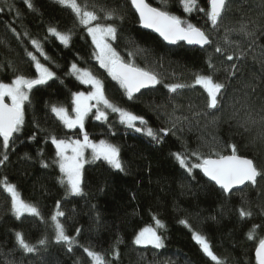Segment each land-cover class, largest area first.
<instances>
[{
	"label": "trees",
	"instance_id": "trees-1",
	"mask_svg": "<svg viewBox=\"0 0 264 264\" xmlns=\"http://www.w3.org/2000/svg\"><path fill=\"white\" fill-rule=\"evenodd\" d=\"M30 2L32 9L25 0H0V82H11L18 74L37 76L28 52L36 55L55 76L32 89L30 103L25 105L22 132L17 134L14 150H9V160L0 166V264H93L84 248L103 254L108 264H215L193 239L194 232L206 237L224 264H255L253 251L258 238H264V180L258 178L256 187L247 184L225 194L199 169L193 168L189 174L172 154L184 153L188 163L193 164L198 162L191 156L193 151L208 156L215 148L221 155H229L228 146L235 144L239 155L252 158L258 168L264 169V64L261 63L264 0H228V10L216 31L211 30L204 13H184L179 0H169V12L209 32L214 45L205 48L181 42L165 44L157 35L139 27L129 0H78L100 16L104 15L102 9H115L122 15L123 20L102 21L114 22L118 29V38L111 41L113 47L124 60L152 71L161 81L134 95L133 100L99 66L86 27L79 24L69 8L57 0ZM147 2L161 7L158 0ZM199 6L206 11L209 8L207 0H199ZM241 23L248 24L255 37L233 32L229 39L235 43L225 44V30L238 28ZM49 27H56L62 33L71 30L69 44L65 46L50 34ZM33 39L40 43L44 55L32 45ZM215 44L224 47L226 54L215 53ZM238 47L247 55L241 60L234 57L228 61L226 55ZM210 56L220 69L215 80L227 87L220 110L205 115L211 110L205 108L206 93L200 86L171 93L165 85L191 84L194 74L209 73ZM73 63L88 69L103 82L105 95L111 102L144 117L153 130L171 127L169 114L175 105H179L175 116L182 119L167 135L160 133L162 142L156 143L144 133L121 124L116 113L109 111L107 122L97 121L89 113L84 131L91 139L118 145L126 173L102 161L86 163L82 177L84 194L65 198V188L59 180L62 174L53 163L56 149L48 136L80 138L82 133L79 128L64 127L49 105H63L71 115L72 94L89 89V85L72 74ZM233 63L240 71L229 77L227 69ZM196 112L202 114L196 116ZM34 134L35 139H30ZM211 158H217L214 151ZM42 160L49 167H42ZM5 178L16 186L22 200L37 206L43 219L32 214L16 217L11 197L3 188ZM57 201L65 212L59 219L66 234L76 241L71 251L68 245L55 240L50 217L56 212ZM241 207L250 210L252 216L241 218ZM153 217L164 225L157 228L164 247L135 245L134 237L142 227H156ZM181 220L188 224H181ZM253 226H258L256 238L248 240L247 234ZM17 232L36 245L37 251L28 253L20 248ZM45 238L47 244L40 245L38 241ZM114 252H118V257Z\"/></svg>",
	"mask_w": 264,
	"mask_h": 264
},
{
	"label": "snow or ice",
	"instance_id": "snow-or-ice-1",
	"mask_svg": "<svg viewBox=\"0 0 264 264\" xmlns=\"http://www.w3.org/2000/svg\"><path fill=\"white\" fill-rule=\"evenodd\" d=\"M25 2L30 9L33 8L30 0H25ZM57 2L61 6L69 8L79 24L86 27L88 34L92 38V43L95 45L94 56L99 66L105 69L113 80L118 82L129 100H133L135 98L134 94L140 92L141 89L161 83L155 73L135 65L131 61L124 60L116 48L113 47L110 41H115L118 38V29L114 22L104 23L102 21L123 20V16L119 15L115 9H102L104 15L100 16L95 11L88 10L87 4L82 6L78 0H57ZM207 2L209 8L206 11L205 8L199 6V0H179L184 13L191 14L194 11L204 13L207 17V22L211 25V30L216 31L221 27L223 14L228 10V0H207ZM130 3L131 7L138 13L142 26L153 29L165 41L173 44L177 41H186L189 45H199L201 48L214 45V41L208 31L194 25L187 19H183L181 16L169 12L167 10L169 0H158L161 7H154L147 0H130ZM94 21L96 22L95 24H93ZM225 31L224 43L228 45L235 43L229 39V34L233 32L243 34L246 37H255L256 35L255 31L250 30L246 23H241L238 28H230ZM48 32L65 46L71 40V30L62 33L56 27H49ZM251 42L254 43V39ZM31 43L41 55H44L43 49L37 40L33 39ZM214 51L225 55L227 50L221 45L215 44ZM27 55L34 62L38 75L35 78H30L23 74H18L15 75L11 82H0V166H4L9 160V150H14L18 139L17 134L22 132L25 124V105L26 102L30 103L32 89L37 85L46 84L55 76V73L42 64L32 52H28ZM129 55L131 56L133 53H129ZM246 55L247 52L238 47L234 52L227 54L226 59L233 61L235 57L236 60H241ZM45 59H48V57L45 56ZM261 63L264 64V60H261ZM208 68L210 71L207 74H194L193 83L191 84L172 83L165 85L171 93H177L180 89L200 86L206 93L205 108L211 110L204 113L205 115L214 114L215 111L220 110L224 90L227 87L225 83L215 80V73L220 69L213 63L211 56L209 57ZM239 71L240 67L235 63L227 69L229 77H235ZM71 72L81 83L90 85L92 91L72 94L71 104L74 115H70L68 109L63 105H49L51 113L55 115L64 127L70 130L79 128L83 135L82 139H64L52 134L48 136L56 149V159L53 160V163L58 165L62 174L59 180L62 187L65 188V198L84 194L82 177L86 163L102 161L107 163L110 168L126 173V166L121 158L120 147L106 140L92 141L88 133L84 131L85 118L88 117L89 113L94 115L95 120L107 122L109 118L107 110H110L111 113L118 114L121 124L138 133H144L156 143L162 142L160 133L167 135L176 128V125L182 119L175 116V110L179 107V105H175L172 113L169 114L171 127L153 130L147 126V121L144 117L111 102L105 95L103 82L93 75L91 71L79 68L76 63H73ZM6 98L10 100V103L5 102ZM93 101L95 103H92ZM93 110L95 111L93 112ZM201 114L200 112L195 113L196 116ZM183 119H187V117H183ZM212 123H215V120ZM30 139H35V134ZM228 147L231 149V154L229 155H221L215 148L210 150L208 156H203V154L193 151L191 156L196 157L198 161L193 164L188 163V156L184 153H173L172 155L189 174H191L193 168L202 170L203 174L210 181L215 182L225 194H230L234 189L246 184H250L253 187L258 186V178L259 180H264V169L258 168L252 158L239 155L235 144H230ZM88 150H90V159L85 156ZM213 151L217 156L215 159L211 158V152ZM38 154L43 156L42 152ZM25 155L27 156V153ZM41 166L47 168L49 164L42 160ZM3 188L4 191L10 194L11 207L17 218L27 212L43 219L37 206L22 200L16 190V186L9 183L6 178L3 181ZM244 202L247 203L246 200ZM60 208V201H57L56 212L51 215L50 221L55 232L56 242L68 245V250L71 251L72 245L76 241L74 237L66 234L65 226L59 219L65 216V212L60 210ZM239 215L241 218L251 217L252 212L241 207ZM153 219L156 227L148 226L142 228L134 237L133 243L135 245H151L156 249L164 247L162 235L157 232V228H163L164 225L158 218L153 217ZM180 223L188 224L186 220H181ZM257 227L253 226V230L248 232V240L256 238L255 229ZM79 231L77 229V235ZM15 235L17 244L24 251L28 253L37 251L36 245L27 242L22 233L17 232ZM193 239L215 264H224V261L214 254L204 235L194 232ZM38 243L46 245L47 239H41ZM84 252L91 258L93 264H108L103 254L92 251L89 248H84ZM114 254L118 257V252H114ZM255 264H264V238H258V243L255 247Z\"/></svg>",
	"mask_w": 264,
	"mask_h": 264
},
{
	"label": "water",
	"instance_id": "water-1",
	"mask_svg": "<svg viewBox=\"0 0 264 264\" xmlns=\"http://www.w3.org/2000/svg\"><path fill=\"white\" fill-rule=\"evenodd\" d=\"M129 2H130V0H129ZM130 5H131V3H130ZM209 6V5H208ZM133 10H134V8H133ZM134 12H135V10H134ZM135 14H136V16H137V19H138V24H139V27L140 28H142V29H144V30H147V31H149V32H151V33H153V34H155V35H157L165 44H167V45H174L173 43H169L168 41H165L164 39H163V37H161L160 35H159V33H157V32H155L153 29H150V28H145V27H143L142 26V24L140 23V21H139V15H138V13H136L135 12ZM177 42H181V43H183V44H185L186 46H192V47H197V48H201L199 45H189L186 41H177ZM176 42V43H177ZM175 43V44H176ZM148 88H150V87H148ZM148 88H143V89H141L140 91H142V90H146V89H148ZM139 93V92H138ZM138 93H135L134 95H137ZM5 102H7V100L5 101ZM8 103V102H7ZM138 133V132H137ZM213 159H215V158H213ZM199 171L201 172V174L205 177V178H207L208 180H209V178L208 177H206L204 174H203V172H202V170H200L199 169ZM210 181V180H209ZM213 184H215V182H213V181H211ZM216 185V184H215ZM247 185V184H246ZM218 188H219V186L218 185H216ZM245 185H243V186H239L238 188H236V189H234V190H237V189H241V188H243ZM253 256H254V259H255V249H254V251H253Z\"/></svg>",
	"mask_w": 264,
	"mask_h": 264
},
{
	"label": "rangeland",
	"instance_id": "rangeland-1",
	"mask_svg": "<svg viewBox=\"0 0 264 264\" xmlns=\"http://www.w3.org/2000/svg\"><path fill=\"white\" fill-rule=\"evenodd\" d=\"M94 24V23H93ZM91 37V36H90ZM92 39V38H91ZM111 42V41H110ZM94 47H95V45H94ZM99 64V63H98ZM103 69V68H102ZM103 70H105V69H103ZM106 71V70H105ZM107 72V71H106ZM38 75V74H37ZM76 77V76H75ZM89 89L87 90V91H85V92H89V91H92V88H91V86L89 85V87H88ZM80 92H82V91H80ZM6 100H7V102L8 103H10V100H8L7 98H6ZM92 103H95V101H93ZM101 107H102V105H101ZM93 111H95V110H93ZM108 112L110 111V110H107ZM71 115H74V113H72ZM86 119V118H85ZM83 138V135H82V137H80L79 139H82ZM90 138V137H89ZM64 139H77V138H64ZM90 140H92V141H95V142H99L100 140H104V139H99V140H94V139H91L90 138ZM85 156H86V158H88V159H90V150H88V151H86V153H85ZM9 196H10V194H9ZM23 214H29V213H27V212H25V213H23ZM144 227H148V226H144ZM144 227H142V228H144ZM151 227H153V226H151ZM141 228V229H142ZM140 229V230H141ZM139 230V231H140ZM138 231V232H139ZM137 232V233H138ZM137 246H139V245H137ZM148 246H151V245H148ZM141 247H144V246H141Z\"/></svg>",
	"mask_w": 264,
	"mask_h": 264
}]
</instances>
